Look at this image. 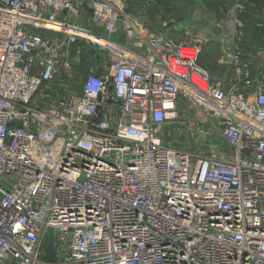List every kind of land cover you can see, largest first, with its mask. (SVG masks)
<instances>
[{"label": "built area", "instance_id": "obj_1", "mask_svg": "<svg viewBox=\"0 0 264 264\" xmlns=\"http://www.w3.org/2000/svg\"><path fill=\"white\" fill-rule=\"evenodd\" d=\"M125 1L0 0V264H48L49 236L56 264H264V81L237 31L223 90L200 41L141 33ZM236 1L239 29L264 12ZM88 17L96 32L73 21ZM86 47L106 69L44 105ZM183 101L222 129L230 158L165 139Z\"/></svg>", "mask_w": 264, "mask_h": 264}, {"label": "rangeland", "instance_id": "obj_2", "mask_svg": "<svg viewBox=\"0 0 264 264\" xmlns=\"http://www.w3.org/2000/svg\"><path fill=\"white\" fill-rule=\"evenodd\" d=\"M235 1L204 0L201 2V0H170V6L173 7L172 11H174L173 18L177 21L173 22L171 18L169 25L167 24L164 27L160 24L161 27L156 30L162 33L164 37L178 43L191 44L194 41H200L202 43V52L199 64L203 65L207 71L210 70L215 77H220L223 70H225L228 73L225 79L228 80L230 75L233 78L234 72L231 65L226 63V56L231 51L228 44L232 40L235 41V37L232 34L235 31L239 34V40L236 39L237 42L239 41L243 44L246 57L250 60V55L248 54V52L250 53L249 46H245L249 42V36L245 31L244 22L241 21L242 28L239 29V26L236 23H231L232 19L227 16V7L225 5L232 4ZM244 1L247 2V0ZM209 4L214 5L208 6ZM231 14L233 13L231 12ZM249 14L255 22L263 24L261 22H264V12L261 9ZM202 37L204 38L203 41H201ZM262 42L264 43V41ZM77 48V46H73L71 49V52L75 53L74 55H76ZM261 49L264 56V48ZM101 51H103L102 48H98V51L89 47H86V50L82 49L83 56L81 55V59L83 60L78 63L76 69L73 67L70 73L67 75L64 73L60 82H55L54 86H51L49 89L45 88L42 91L40 95H45L43 100L39 98L42 103L46 106L55 103L66 96L64 93L66 90L71 92L72 89H75V83L78 82L81 76L86 74L88 65H91L90 60H92V57L100 55ZM86 53L87 56H85ZM103 55L105 57L103 60H107V53L105 52ZM167 127H171L172 135L176 140L165 139L193 154L207 155L209 153L220 152L223 148L230 149L223 139L222 129L207 117L200 108L192 107L188 101H183L180 105L178 119L173 123H169ZM50 240L51 237L49 236L44 244V250L47 253L48 259L46 260L48 264H56L55 252L51 249Z\"/></svg>", "mask_w": 264, "mask_h": 264}, {"label": "crops", "instance_id": "obj_3", "mask_svg": "<svg viewBox=\"0 0 264 264\" xmlns=\"http://www.w3.org/2000/svg\"><path fill=\"white\" fill-rule=\"evenodd\" d=\"M202 1H204V0H201V2ZM227 1L228 0H225V2H227ZM123 5H124V8L126 9V12L132 18H134L136 20V23L138 24V28L141 31V33L153 32V33H157V34L164 37V35L162 33H159L156 30L159 27H161L160 24H162L164 27L167 26V24L169 25V23L171 22V18H172L173 22L177 21L175 18H173V12L174 11H172L173 7L170 6V0H126ZM212 5H214V4H212ZM208 6H210V5H208ZM217 10H218V8H217ZM62 17L63 16H61L60 18H62ZM73 21H79V22L83 23L85 25V27L89 28L90 30L95 31V32L97 31V29L95 28V26L91 22L90 17H88L87 20H82V19L76 20L75 19ZM261 23H263V24H259L256 21L257 26H263L264 25L263 21ZM203 39L204 38L202 37L201 41H203ZM248 39H249V42L245 46H247V47L249 46L248 49H249L250 53L248 52V54L250 56L249 55L248 56H249V59L251 60V61L250 60L249 61L252 64L253 76L264 81V56H263V53L261 52L262 51L261 48H264V43L260 40H256L253 38H248ZM110 40L113 42L119 43V44H126L128 42L123 33H119V34L111 37ZM78 45L81 46L80 43H76L74 46H78ZM103 53L105 54L104 49H103V51H101L100 55H96L95 57L93 56L92 60H90L91 65H88V68L93 67L94 69L105 70L106 69V63H105V60H103L105 58ZM85 56H87V53L85 54ZM199 59H200V57H199ZM198 65H199V67H201L202 69H204L208 73L209 78H210V82L213 86L221 88L223 90H229L233 86L234 79H235L234 73H233V78L230 75V77L227 80V79H225V77L227 76L228 73L225 70H223V72L221 73L222 77L219 75L221 77L220 78V77H215L210 70L207 71L203 67V65L199 64V60H198ZM227 70H228V68H227ZM167 126H165L162 130L164 137L167 140H176V138L172 135L171 127H167ZM227 150L229 151L228 153L225 152ZM211 154H218V155L220 154V156H223L225 158H230L228 156L231 155V149L225 150V148H223V150L220 152L209 153L207 155H211Z\"/></svg>", "mask_w": 264, "mask_h": 264}, {"label": "trees", "instance_id": "obj_4", "mask_svg": "<svg viewBox=\"0 0 264 264\" xmlns=\"http://www.w3.org/2000/svg\"><path fill=\"white\" fill-rule=\"evenodd\" d=\"M248 4H253L257 7L264 6V0H247ZM210 6L212 4H209ZM253 17V16H252ZM239 21H243L245 24V31L248 34V38H253L256 40L264 41V25L257 26L255 21L251 18V15L248 13H242L239 15ZM250 34V35H249ZM254 34V35H252ZM252 35V36H251ZM244 48V46H243ZM48 260V259H47Z\"/></svg>", "mask_w": 264, "mask_h": 264}]
</instances>
